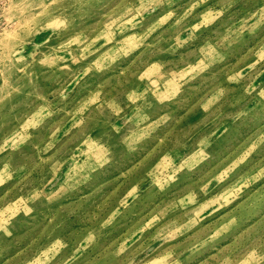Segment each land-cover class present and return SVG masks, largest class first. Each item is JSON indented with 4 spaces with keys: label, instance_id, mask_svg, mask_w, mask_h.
Wrapping results in <instances>:
<instances>
[{
    "label": "clouds",
    "instance_id": "9594fccd",
    "mask_svg": "<svg viewBox=\"0 0 264 264\" xmlns=\"http://www.w3.org/2000/svg\"><path fill=\"white\" fill-rule=\"evenodd\" d=\"M0 264H264V0H0Z\"/></svg>",
    "mask_w": 264,
    "mask_h": 264
},
{
    "label": "rangeland",
    "instance_id": "374dc122",
    "mask_svg": "<svg viewBox=\"0 0 264 264\" xmlns=\"http://www.w3.org/2000/svg\"><path fill=\"white\" fill-rule=\"evenodd\" d=\"M166 166V165H165Z\"/></svg>",
    "mask_w": 264,
    "mask_h": 264
}]
</instances>
